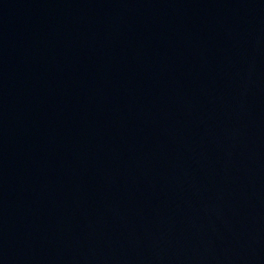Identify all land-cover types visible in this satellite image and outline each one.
I'll list each match as a JSON object with an SVG mask.
<instances>
[{
    "label": "water",
    "instance_id": "water-1",
    "mask_svg": "<svg viewBox=\"0 0 264 264\" xmlns=\"http://www.w3.org/2000/svg\"><path fill=\"white\" fill-rule=\"evenodd\" d=\"M0 264H264V0H0Z\"/></svg>",
    "mask_w": 264,
    "mask_h": 264
}]
</instances>
